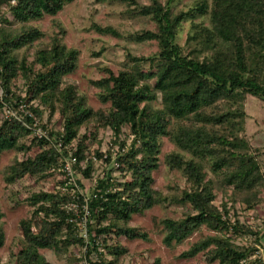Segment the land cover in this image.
Segmentation results:
<instances>
[{
	"label": "trees",
	"instance_id": "trees-1",
	"mask_svg": "<svg viewBox=\"0 0 264 264\" xmlns=\"http://www.w3.org/2000/svg\"><path fill=\"white\" fill-rule=\"evenodd\" d=\"M75 0H0V108L23 105L32 116L14 115L0 120V155L9 150L14 157L6 167L5 182L12 185L25 177L55 180L62 185L63 159L76 157V170L91 177L92 157L102 158L89 142L98 130L109 128L114 143L122 127L133 136L124 152H116L117 169L123 179L109 169L98 177L87 201L88 243L81 235L83 196L73 199L68 192L39 189L15 203L33 207L19 220L21 238L14 253V264H52L40 252L51 250L66 256L71 246H86L89 264H121L126 249L112 238L148 239L145 231L130 224L132 216L154 206L170 203L182 206L180 218L163 217L162 242L172 248L203 228L213 232L201 236L179 254L190 259L203 252L209 263L262 264L256 243L260 230L240 220L241 212L260 207L264 198V152L259 159L245 135V101L254 96L264 101V0H187L185 8L174 10L183 0H150L135 3L139 14L148 16L156 28L134 31V40L155 41L158 49L148 56L133 57V65L117 73L91 80L99 89L100 106L87 103L72 82L63 78L77 67L79 49L68 46L64 31L47 34L31 21L55 16ZM128 4L135 0H117ZM190 28L182 45L178 35L183 24ZM103 34L120 36L112 27L93 25ZM33 48L32 51H30ZM21 78L24 96L14 89ZM37 102L38 106L30 105ZM56 114L63 128L48 131L50 141L33 135L34 121L43 113ZM94 127L90 135L82 127ZM61 135V136H60ZM168 137L174 149L164 154L170 170L179 171L186 186L167 184L164 191L153 187V171L159 166L162 138ZM61 138L62 147L55 145ZM76 140V148L72 143ZM36 149L34 155L27 153ZM105 161L110 163L111 156ZM82 164L85 167L82 168ZM111 165V163H110ZM209 174L212 177H209ZM223 198L215 204L216 185ZM79 185L81 183L79 182ZM75 201L77 207L65 205ZM0 210V248L4 245ZM250 236L253 243L238 244L233 237ZM98 245V246H97ZM102 246L110 258H106ZM88 254V255H89ZM1 264V256H0ZM151 264H162L159 258Z\"/></svg>",
	"mask_w": 264,
	"mask_h": 264
},
{
	"label": "rangeland",
	"instance_id": "rangeland-1",
	"mask_svg": "<svg viewBox=\"0 0 264 264\" xmlns=\"http://www.w3.org/2000/svg\"><path fill=\"white\" fill-rule=\"evenodd\" d=\"M150 0H135L128 4L124 1L117 0H75L67 5L62 11L55 16L45 15L41 19L31 21V25L38 27L48 35L58 33L61 29L64 31V41L68 46L79 49L80 54L77 61L75 71L63 78L64 82H72L75 84L77 91L86 96L87 103L94 109H97L101 104L98 98L99 89L94 87L91 80H96L107 76V71L117 73L120 69L131 67L133 65V57L148 56L154 53L158 47L157 43L151 41L138 42L129 35L134 31L156 28V23L148 16H143L136 11L135 3H149ZM164 2L165 0H160ZM187 0H183L179 4L173 5L174 10L185 8ZM6 11V6H0V12ZM93 25L101 27L110 26L114 28L120 36L111 34H103L98 32ZM190 28L189 22L183 24V29L178 35V41L184 45ZM33 48L30 50L32 51ZM17 91L21 96H24V86L21 78L15 81ZM3 90L0 86V98L3 95ZM30 105L38 106L37 102H31ZM246 117L244 122L245 135L251 142L253 149L257 152L259 159H263L264 152V101L248 96L245 101ZM30 111L23 105H18L17 110L13 105H5L0 108V120L2 116L14 115L23 117L29 114ZM56 114L52 119H48V112L45 111L40 121L36 119V129L45 132H54L60 130L57 123H54ZM56 122V121H55ZM94 127H82V134L90 135ZM33 135H36L35 132ZM118 139L125 142L128 146L132 141L133 136L129 133L127 127H122ZM115 136L109 128L99 129L96 140L89 142L92 150L98 149L102 154L110 152L114 157L118 149V144L114 143ZM77 144L74 140L72 148ZM174 149V146L169 141L168 137L162 138L161 149L159 154V166L153 171L154 178L153 187L157 190L164 191L167 184L175 183L179 187L186 186L185 179L181 177L179 171L170 170L163 162L164 154ZM37 150L33 149L27 153V156H32ZM22 158L23 154H17L13 150L5 151L0 155V210L4 213L2 227L5 231L4 245L0 248L1 264H14V253L18 248V240L21 238V230L19 220L28 216L33 207L25 202L20 204L15 203L17 200L23 199L27 194L39 189L52 190L56 185L55 180L39 181L34 177H25L12 185H7L5 182L6 167L14 157ZM102 159L92 158L94 170L91 177H83L81 171L77 170L78 180L81 183V191L88 196L96 179L102 177L109 169L112 170V176L118 180H122L123 176L115 165L113 159L111 164ZM85 164H82V168ZM209 177L212 175L209 174ZM216 187L215 204L219 205L223 194L220 187L214 181ZM261 196L264 198V189L261 191ZM237 209L241 212L240 220L253 227H258V224H264V201L260 207L255 210L243 211L244 206L237 204ZM182 215V206L176 203H170L165 206H154L141 214L132 216L130 224L136 226L140 230L147 233L148 239H133L112 238L108 240V244L116 240L126 249V253L121 256V264H151L153 259L159 258L162 264H218L216 262L209 263L205 259L203 252L190 259L179 258V254L187 249L191 243L196 241L201 236L212 234L213 232L206 228L194 232L182 244L175 245L172 248L165 246L162 242L163 233L161 232L162 224L160 220L163 217L169 216L180 218ZM79 235H84V226L78 231ZM86 243H88V237ZM233 240L238 244L253 243L254 240L250 236L233 237ZM98 246V245H97ZM92 253H86V246H71L68 255L58 256L51 250L41 249L40 252L52 264H87L88 256L95 259L97 253L92 249ZM98 251H103L106 258H110L108 252L104 251L100 245ZM89 254V255H88Z\"/></svg>",
	"mask_w": 264,
	"mask_h": 264
},
{
	"label": "built area",
	"instance_id": "built-area-1",
	"mask_svg": "<svg viewBox=\"0 0 264 264\" xmlns=\"http://www.w3.org/2000/svg\"><path fill=\"white\" fill-rule=\"evenodd\" d=\"M27 115L28 116H32L31 113H29ZM17 118L21 119L23 117H17ZM35 123H36V121H34V124H33V126H34V128H33L34 131L33 132H35V134H36L34 136H37L39 138H44V139H47V140L50 141L51 139L49 138V136L45 132H41L40 130H38V128L36 129V124ZM59 131H60V134L62 135L63 128L60 127V130ZM55 145L58 146L59 148L62 147V140H61V138H59V139L56 140ZM75 148H76V146L74 148H72V150H75ZM126 148H127V146H124L123 148H121V147H119V144H118V149H117L116 152H118V151L124 152L126 150ZM116 152H115V154H116ZM71 153L72 152L70 151L69 155L63 159V164H62V167H61L62 178L65 181H64V183L62 185L56 186V188H58L61 192H68L69 195L73 199L74 198L75 199L77 198V194L80 195V196H83L82 197L83 198V201H84V204H83V216L80 217L79 224L81 226L82 225L84 226L85 233H84V235H81L82 238L84 239V238L88 237V232H87V229H86L87 215H88V210H87L88 196L84 195L83 192L81 191V185H79V182L80 181L78 180L77 170L74 167V165L76 164V157L73 156ZM109 154L111 156V160L113 159V165H115V168H116L118 164L115 161V154H114V157L112 156V154L110 152H109ZM107 156H108V152L106 154H103L102 158H104L103 159L104 161H105V158ZM92 158L94 159V156ZM102 158H100V159H102ZM52 190H54V188ZM76 207H77V204H76L75 201H71V202H69V203H67L65 205V208L67 210L75 209ZM81 226H80V229H81ZM84 241L86 243V239H84ZM95 258L97 260V257H95ZM87 264H89V261H88Z\"/></svg>",
	"mask_w": 264,
	"mask_h": 264
},
{
	"label": "crops",
	"instance_id": "crops-1",
	"mask_svg": "<svg viewBox=\"0 0 264 264\" xmlns=\"http://www.w3.org/2000/svg\"><path fill=\"white\" fill-rule=\"evenodd\" d=\"M257 228L260 230V233L256 246L258 248V254L261 258L262 264H264V224H258Z\"/></svg>",
	"mask_w": 264,
	"mask_h": 264
}]
</instances>
